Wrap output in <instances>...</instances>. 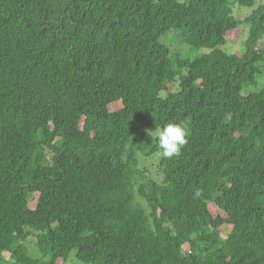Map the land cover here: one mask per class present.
Segmentation results:
<instances>
[{"label":"trees","instance_id":"obj_1","mask_svg":"<svg viewBox=\"0 0 264 264\" xmlns=\"http://www.w3.org/2000/svg\"><path fill=\"white\" fill-rule=\"evenodd\" d=\"M242 3L228 53L230 0H0V264H39L27 242L45 264H264V0ZM170 32L211 52L175 57ZM167 123L187 143L162 158Z\"/></svg>","mask_w":264,"mask_h":264},{"label":"rangeland","instance_id":"obj_2","mask_svg":"<svg viewBox=\"0 0 264 264\" xmlns=\"http://www.w3.org/2000/svg\"><path fill=\"white\" fill-rule=\"evenodd\" d=\"M231 7L233 9L234 16L241 21V29L243 32L241 33L240 37L236 41H231L228 44V48L224 47V51L228 53H232L233 51H244V46L246 39L249 37V27L248 24L244 23V21L251 15V13L254 10H257L261 3L255 4L253 7H249L242 3V0H230ZM164 41L166 44L171 48L172 53L175 57H180L182 60H194L203 54H207L211 51L208 49H191L188 47L183 39V36L181 34L170 32L167 36L164 37ZM258 49H264V40L260 42L258 45ZM264 88V78L258 77L257 85H250L247 87V90L250 92H253L255 90H260ZM180 91V85L179 82L169 83V91L162 93V97L166 98L169 94L172 93H178ZM157 129H152L150 131V134L154 137V132ZM149 133V131L147 132ZM140 161H141V167L148 169L150 176L153 180L164 184V178L160 174V171L158 169L159 164V157L157 155L153 157H146L145 155H140ZM38 202V194L35 195L33 200L30 203V206L32 209H34ZM137 202H139L141 205L147 208V203L145 199L141 198L139 195L137 196ZM222 215L224 213H221ZM229 228L226 227L221 231L222 238H226L229 234ZM26 246L28 248V256L36 259L39 261V264H45L47 262V258H43V255L41 254V251L35 247V245L31 242H27ZM67 264H83L82 262L78 261L76 256L74 254L70 255Z\"/></svg>","mask_w":264,"mask_h":264},{"label":"clouds","instance_id":"obj_3","mask_svg":"<svg viewBox=\"0 0 264 264\" xmlns=\"http://www.w3.org/2000/svg\"><path fill=\"white\" fill-rule=\"evenodd\" d=\"M154 134L160 150L158 155L162 158H171L179 154L181 148L187 143L186 128L179 123H167L162 129L157 128Z\"/></svg>","mask_w":264,"mask_h":264}]
</instances>
